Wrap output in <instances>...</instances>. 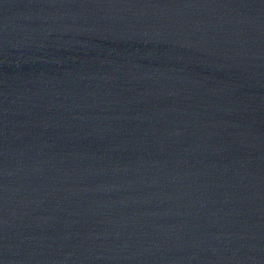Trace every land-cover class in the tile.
<instances>
[{"label": "water", "instance_id": "obj_1", "mask_svg": "<svg viewBox=\"0 0 264 264\" xmlns=\"http://www.w3.org/2000/svg\"><path fill=\"white\" fill-rule=\"evenodd\" d=\"M264 66V0H220Z\"/></svg>", "mask_w": 264, "mask_h": 264}]
</instances>
